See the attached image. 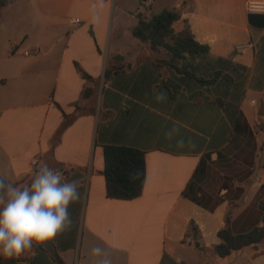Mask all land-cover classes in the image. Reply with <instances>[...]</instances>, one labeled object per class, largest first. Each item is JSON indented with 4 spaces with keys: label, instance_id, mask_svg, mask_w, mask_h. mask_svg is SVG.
<instances>
[{
    "label": "crops",
    "instance_id": "1",
    "mask_svg": "<svg viewBox=\"0 0 264 264\" xmlns=\"http://www.w3.org/2000/svg\"><path fill=\"white\" fill-rule=\"evenodd\" d=\"M251 1L264 5L16 0L2 8L0 178L29 183L46 163L64 180L79 181L80 199L69 206L70 229L33 242L17 262L0 255V264H34L39 251L54 262L97 264L91 255L97 245L112 264H264V243L225 258L213 248L227 213L234 234L261 225L264 214V152L253 140L256 124L264 138V8L249 9ZM163 9H183L177 29L187 23L213 56L245 68L234 119L210 100L193 98L198 86L159 69L153 60L168 55L133 35L138 14ZM170 78L182 85L173 96L165 86ZM161 92L166 99L158 101ZM107 145L145 152L137 198L107 196Z\"/></svg>",
    "mask_w": 264,
    "mask_h": 264
},
{
    "label": "trees",
    "instance_id": "2",
    "mask_svg": "<svg viewBox=\"0 0 264 264\" xmlns=\"http://www.w3.org/2000/svg\"><path fill=\"white\" fill-rule=\"evenodd\" d=\"M16 0H0V15L4 6ZM183 9H163L149 15L138 14V25L133 35L155 51L163 50L168 57L154 59L159 69L168 68L185 83H195L198 90L192 93L195 99L210 100L221 107L230 119L239 114L238 104L244 96L245 68L232 58L215 57L206 44L195 39L190 27L184 23L181 29L175 24ZM242 70V71H240ZM83 75H87L83 72ZM109 74L107 72L106 77ZM189 82V83H188ZM165 86L173 96L182 85L174 79H167ZM87 96L88 92H84ZM107 196L114 199L132 200L141 195L146 179L145 152L126 146L107 145L104 147V170ZM196 229L191 223V230ZM195 231L196 234L197 232ZM220 243L213 246L220 258L239 253L247 247L264 243V214L261 225L248 232L234 234L231 228V213L225 217V225L218 232ZM200 250L203 246L199 247ZM55 262H64L55 257ZM17 262L18 259H8Z\"/></svg>",
    "mask_w": 264,
    "mask_h": 264
},
{
    "label": "clouds",
    "instance_id": "3",
    "mask_svg": "<svg viewBox=\"0 0 264 264\" xmlns=\"http://www.w3.org/2000/svg\"><path fill=\"white\" fill-rule=\"evenodd\" d=\"M158 101L165 93L156 95ZM178 128L171 129V138ZM183 146L184 141H177ZM80 199L79 181H66L59 170L42 163L29 183L22 185L0 178V255L6 259L20 256L32 247L72 227L69 206ZM97 264H112L108 253L99 245L91 249Z\"/></svg>",
    "mask_w": 264,
    "mask_h": 264
},
{
    "label": "rangeland",
    "instance_id": "4",
    "mask_svg": "<svg viewBox=\"0 0 264 264\" xmlns=\"http://www.w3.org/2000/svg\"><path fill=\"white\" fill-rule=\"evenodd\" d=\"M262 104H263V102L261 100V97H258V106L261 107ZM261 130H263V129L261 128V125L260 124H256L254 126V131H255L256 136L253 137V140H254V138H257V139L260 140V142H261V144H260V148L261 149L260 150L262 152H264V138L262 136H260L261 135V132H262ZM251 146H252V143H251Z\"/></svg>",
    "mask_w": 264,
    "mask_h": 264
},
{
    "label": "water",
    "instance_id": "5",
    "mask_svg": "<svg viewBox=\"0 0 264 264\" xmlns=\"http://www.w3.org/2000/svg\"><path fill=\"white\" fill-rule=\"evenodd\" d=\"M194 239L196 240L197 238L195 237ZM197 246H199V243H197ZM34 264H56V263L52 261L45 252L39 251L36 255Z\"/></svg>",
    "mask_w": 264,
    "mask_h": 264
},
{
    "label": "built area",
    "instance_id": "6",
    "mask_svg": "<svg viewBox=\"0 0 264 264\" xmlns=\"http://www.w3.org/2000/svg\"><path fill=\"white\" fill-rule=\"evenodd\" d=\"M249 9H257V10H262L264 8V5L261 4L260 2H249L248 3Z\"/></svg>",
    "mask_w": 264,
    "mask_h": 264
}]
</instances>
